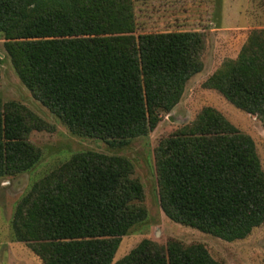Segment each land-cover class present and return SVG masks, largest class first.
<instances>
[{"label": "trees", "instance_id": "16d2710c", "mask_svg": "<svg viewBox=\"0 0 264 264\" xmlns=\"http://www.w3.org/2000/svg\"><path fill=\"white\" fill-rule=\"evenodd\" d=\"M134 0H0V33L32 95L76 134L112 145L155 129L204 68V31L143 32ZM264 124V28L206 82ZM50 124L0 97V179L41 158L30 140ZM168 217L226 240L264 223V169L253 139L220 111L197 117L155 149ZM126 158L75 154L19 203L13 229L42 264H222L201 244L144 239L115 261L122 237L146 215L145 189Z\"/></svg>", "mask_w": 264, "mask_h": 264}, {"label": "rangeland", "instance_id": "374dc122", "mask_svg": "<svg viewBox=\"0 0 264 264\" xmlns=\"http://www.w3.org/2000/svg\"><path fill=\"white\" fill-rule=\"evenodd\" d=\"M134 6L136 35L204 31L207 49L203 70L189 79L179 103L169 113H162L155 129L123 146L73 133L22 82L5 51V39L0 33V97L4 102L25 105L51 126L50 130L30 133V140L42 151L39 161L27 171L0 179V264H42L31 244L15 235L13 220L17 207L35 183L75 154L86 151L126 158L134 167L133 177L139 179L145 189L141 204L146 215L122 237L115 261L128 255L144 239H152L161 244L170 240L186 245L201 244L222 264H264V223L244 238L226 240L168 217L161 207L155 159V149L162 138L193 121L204 107H213L253 139L264 169V124L261 119L206 85L212 75L239 56L252 30L264 28V0H134Z\"/></svg>", "mask_w": 264, "mask_h": 264}]
</instances>
